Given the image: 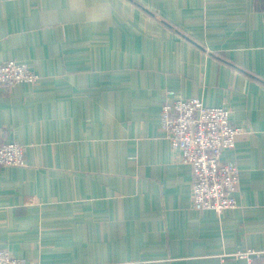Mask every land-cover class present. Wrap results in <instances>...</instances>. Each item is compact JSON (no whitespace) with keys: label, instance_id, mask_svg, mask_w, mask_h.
Here are the masks:
<instances>
[{"label":"crops","instance_id":"0c3cea01","mask_svg":"<svg viewBox=\"0 0 264 264\" xmlns=\"http://www.w3.org/2000/svg\"><path fill=\"white\" fill-rule=\"evenodd\" d=\"M12 59L40 78L0 88V139L25 149L0 166L1 248L37 264L264 251V0H0ZM168 90L240 128L221 152L240 170L236 208H193L190 165L161 128Z\"/></svg>","mask_w":264,"mask_h":264},{"label":"built area","instance_id":"2783aa9c","mask_svg":"<svg viewBox=\"0 0 264 264\" xmlns=\"http://www.w3.org/2000/svg\"><path fill=\"white\" fill-rule=\"evenodd\" d=\"M40 75L26 63L17 60L0 62V88L16 83H35ZM161 128L169 139L172 150L181 161L190 165L191 204L197 211L214 210L220 214L236 208L235 193L238 189V166L232 161L221 160V152L233 149L236 134L230 119V111L224 106H209L196 97H177L168 90L160 108ZM24 146L19 142L0 139V166L24 165ZM234 256L241 264H257L264 251L250 248L240 250ZM0 264H37L13 257L0 247Z\"/></svg>","mask_w":264,"mask_h":264},{"label":"trees","instance_id":"16d2710c","mask_svg":"<svg viewBox=\"0 0 264 264\" xmlns=\"http://www.w3.org/2000/svg\"><path fill=\"white\" fill-rule=\"evenodd\" d=\"M156 18L160 19V17H159V16H157V15H156ZM160 20H161V19H160ZM172 27H173V25H172ZM174 29H175V28H174Z\"/></svg>","mask_w":264,"mask_h":264}]
</instances>
